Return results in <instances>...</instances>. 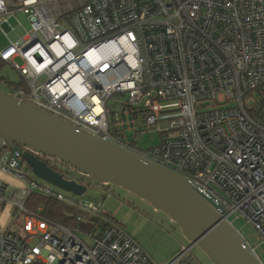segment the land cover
I'll list each match as a JSON object with an SVG mask.
<instances>
[{"label": "built area", "instance_id": "2783aa9c", "mask_svg": "<svg viewBox=\"0 0 264 264\" xmlns=\"http://www.w3.org/2000/svg\"><path fill=\"white\" fill-rule=\"evenodd\" d=\"M63 1L0 0L5 36L11 20L21 24L19 12L30 22L0 50V63L20 75L19 82L1 81L4 92L72 125L75 118L105 141L113 120L108 100L116 97L123 132L138 131L130 115L141 112L140 132L164 135L147 149L115 136L123 147L184 176L221 203L232 223L243 218L264 239V126L249 94L264 83V0H80L61 7ZM9 150L0 160V264H158L117 226L81 233L45 220L41 208L28 210L34 191L71 201L29 177L23 156L14 161ZM23 151L74 168L29 146Z\"/></svg>", "mask_w": 264, "mask_h": 264}, {"label": "water", "instance_id": "95a60500", "mask_svg": "<svg viewBox=\"0 0 264 264\" xmlns=\"http://www.w3.org/2000/svg\"><path fill=\"white\" fill-rule=\"evenodd\" d=\"M0 137L11 149L14 161L21 154L24 164L36 175L73 192L81 194L85 189L31 151H23V146L59 158L82 174H94L103 181L136 191L185 227L191 247L201 243L219 264H264L241 232L220 212L224 206L196 192L184 176L19 102L1 89Z\"/></svg>", "mask_w": 264, "mask_h": 264}, {"label": "rangeland", "instance_id": "374dc122", "mask_svg": "<svg viewBox=\"0 0 264 264\" xmlns=\"http://www.w3.org/2000/svg\"><path fill=\"white\" fill-rule=\"evenodd\" d=\"M17 17L21 24L15 19L11 20L9 24L13 29L8 37L0 31V49L9 44V39L13 42L18 41L25 35V29L30 27V22L24 13L19 12ZM2 74L9 75L10 79L0 80V89H7L1 81L20 80L19 73L11 65H1L0 75ZM259 103L261 102L257 101L256 107H252L253 113L256 111L255 108L258 109ZM247 111L250 112V109L247 108ZM129 135L130 137L133 136L131 133ZM133 138L136 139L135 143L141 148H150L158 145L164 139V135L155 129H151L133 136ZM2 144L3 139L0 137V146ZM68 179L72 180L71 177ZM99 180L105 184L111 183L105 182L101 178L93 179L92 185L86 187V198L95 204H102L104 212L113 216L156 263L188 264V261L186 262L187 254H192L195 264H219L201 243H195L189 249L192 242L187 237L185 227L180 223H173L174 220L170 219L168 213L155 210L150 200L142 198L136 191H129L122 188L123 186H118L115 182L109 185L110 191H106ZM43 181L66 196L75 195V192L61 185L45 179ZM75 196L80 197L81 195L78 193ZM3 209L4 204L0 206L2 212ZM18 221L22 228V220L19 219ZM234 225L256 245V252L264 263V242L259 233L243 218H239Z\"/></svg>", "mask_w": 264, "mask_h": 264}, {"label": "trees", "instance_id": "16d2710c", "mask_svg": "<svg viewBox=\"0 0 264 264\" xmlns=\"http://www.w3.org/2000/svg\"><path fill=\"white\" fill-rule=\"evenodd\" d=\"M79 3H80V0H66V1H63L60 4V6L61 7H66V6L76 7ZM0 64L3 65V62ZM0 69H1V67H0ZM6 77H7L6 74H2V75H0V80H3ZM249 94L254 95L255 98H257V100H259L262 104V106L259 109L255 108L256 111H255L253 117L260 120L264 126V83L261 86H259L256 90L249 92ZM251 103L252 102H250V104ZM254 107H256V104L253 106V108ZM136 118H138V125H137L138 131L132 130V131L128 132V135L131 133L133 136H136V135L144 133V132H140V129H139L143 124L141 112H139V114L134 113V119H136ZM125 141L130 146L135 147L137 149H147V148H141L140 146H138L137 143H135L136 139L135 138L131 139L130 135H129L128 141L127 140H125ZM8 151H10L9 146L4 145V142H3L2 146H0V160H3L6 157ZM41 157L44 160L45 157H43V156H41ZM48 165L50 167H52L53 169L57 170L58 172L62 173L63 177H65V178L71 177L72 179H76L78 181V183H80V185H82L84 187L85 191L87 190L86 189L87 186L92 185L93 179H95V178L98 179V177L95 176L94 174L93 175H81V174H79L76 171L75 167L74 168L71 167L70 169H67V166L64 165V163L62 164V163H59L56 161L48 160ZM22 168L26 169L29 172V177H35V178L38 177L39 178V176L36 175L27 165H22ZM9 178L10 179L8 180V182H15L16 184H19V185L22 184V183L20 184L19 181L15 180L12 177H9ZM99 182H100V184H102L104 186L106 191H110L109 185L111 183H114V182H111V183L105 184L101 180H99ZM118 186H120V185H118ZM122 188L126 189L125 187H122ZM55 190H57V189H55ZM126 190H128V189H126ZM57 191L60 192L59 190H57ZM60 193H62V192H60ZM74 194L76 195V193H74ZM75 195H73V196H75ZM86 195L85 194L82 195L81 198L89 201L86 198ZM75 197H77V196H75ZM67 198H70V197L67 196ZM70 201L71 202L68 203L64 200L58 199L57 197H52L50 195H46V194H43L41 192L34 191L31 195H29V197L26 201V208L28 210H31V211H37L39 208H41V210L38 212L41 216H43L42 218H44L45 220H47L51 223L63 224V225H67V226H79L81 233L92 232V234L97 235V234L103 232L104 230H106V229H108L114 225V226H117L120 230H123L127 235H129L131 237V235L129 233H127L125 228L121 224H119L117 222V220L115 218H113V216L104 212V210L102 209V204H97V205H99V211L96 213H92V211L88 212V211L83 210L82 207L79 205L77 200L74 201L70 198ZM159 211H164V210H159ZM164 212H166V211H164ZM79 216L82 218V220L80 222L78 221ZM13 220L14 219H11L10 222L12 223ZM237 220L238 219L234 220L233 223H235ZM173 223H178V222L173 221ZM247 224L251 225L248 222H247ZM241 233H242V231H241ZM259 235H260V233H259ZM244 237L256 252V245L251 241V239L247 238L245 235H244ZM131 238L135 239L134 237H131ZM262 240L264 242L263 238H262ZM190 248H192V247H190ZM187 261H188V264L194 263L193 261H195V259L193 258L192 254H187L186 262Z\"/></svg>", "mask_w": 264, "mask_h": 264}, {"label": "flooded vegetation", "instance_id": "af4514ba", "mask_svg": "<svg viewBox=\"0 0 264 264\" xmlns=\"http://www.w3.org/2000/svg\"><path fill=\"white\" fill-rule=\"evenodd\" d=\"M13 81V80H12ZM20 81V80H19ZM19 81H16V82H19ZM256 89V88H255ZM254 89V90H255ZM3 90V89H1ZM4 91V90H3ZM251 96H254V95H251ZM255 97V96H254ZM257 99V98H256ZM259 101V100H258ZM260 102V101H259ZM108 106L110 108V113L111 115H113V120L110 122L109 124V129H108V132H110V136H111V141H107L109 143H113V144H116V145H119L121 147H123V145H121L116 139H115V136H119V135H124V138L128 139L129 138V135H128V132H123L122 129H124V127L121 125V119L122 118H125L126 116L124 115L123 111L121 110V107H120V102L118 101V99L114 96L110 97V99L108 100ZM262 106L261 103H259V107L258 109ZM130 118L132 119L131 120V123H132V127H137L138 125V119H134V114L131 113L130 115ZM74 121L75 124H73L76 128H79V129H82L84 132H88L90 133L91 135L95 136V137H98L100 139H102L101 137V134L102 133H99L98 135H95L94 134V129L89 127V126H85V128L82 127V123L77 121L75 118L72 119ZM131 139L133 138L130 137ZM103 140V139H102ZM105 141V140H104ZM25 147V146H23ZM125 148V147H123ZM128 149V148H126ZM129 150V149H128ZM37 156H39V154H36ZM41 159L42 157L39 156ZM44 157V156H43ZM45 162L48 164V158H44ZM149 160V159H148ZM151 161V160H150ZM67 169H70V168H67ZM220 211V210H219ZM222 214H223V211H220ZM234 217H237V216H234Z\"/></svg>", "mask_w": 264, "mask_h": 264}, {"label": "crops", "instance_id": "0c3cea01", "mask_svg": "<svg viewBox=\"0 0 264 264\" xmlns=\"http://www.w3.org/2000/svg\"><path fill=\"white\" fill-rule=\"evenodd\" d=\"M3 48V47H2ZM1 48V49H2ZM0 49V50H1ZM7 75V74H6ZM19 80V79H18ZM5 180H9L10 178H9V176L8 175H1ZM21 184V183H20ZM86 192V191H85ZM76 194H78L77 192H75ZM81 196L83 195V194H80ZM81 196L80 197H78V198H81ZM70 198L72 199V200H74V201H76V200H78V198L77 197H73V196H70ZM155 208V207H154ZM155 210H159V209H157V208H155Z\"/></svg>", "mask_w": 264, "mask_h": 264}, {"label": "clouds", "instance_id": "9594fccd", "mask_svg": "<svg viewBox=\"0 0 264 264\" xmlns=\"http://www.w3.org/2000/svg\"><path fill=\"white\" fill-rule=\"evenodd\" d=\"M82 194V193H81ZM239 230V229H238ZM240 231V230H239ZM242 234V233H241ZM243 235V234H242ZM244 236V235H243Z\"/></svg>", "mask_w": 264, "mask_h": 264}, {"label": "bare ground", "instance_id": "6f19581e", "mask_svg": "<svg viewBox=\"0 0 264 264\" xmlns=\"http://www.w3.org/2000/svg\"><path fill=\"white\" fill-rule=\"evenodd\" d=\"M61 161V160H60ZM105 182H108V181H105Z\"/></svg>", "mask_w": 264, "mask_h": 264}]
</instances>
